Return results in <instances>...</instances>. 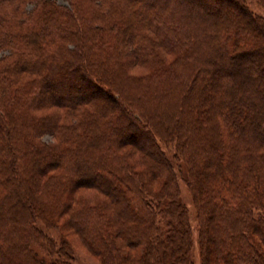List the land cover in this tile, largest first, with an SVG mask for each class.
Masks as SVG:
<instances>
[{"label":"trees","instance_id":"trees-1","mask_svg":"<svg viewBox=\"0 0 264 264\" xmlns=\"http://www.w3.org/2000/svg\"><path fill=\"white\" fill-rule=\"evenodd\" d=\"M218 1L0 0V264H195L180 180L202 264H264V17Z\"/></svg>","mask_w":264,"mask_h":264},{"label":"rangeland","instance_id":"rangeland-1","mask_svg":"<svg viewBox=\"0 0 264 264\" xmlns=\"http://www.w3.org/2000/svg\"><path fill=\"white\" fill-rule=\"evenodd\" d=\"M60 4L67 5V0H57ZM212 5H216L217 3H220L218 0H208ZM248 6L250 9L256 13L257 15L264 17V7L261 5V3L258 0H247ZM143 72V70H140ZM140 71H137L141 73ZM145 72V71H144ZM47 141H50L49 137L45 138ZM243 145V142L240 143ZM150 148V146L148 145ZM167 154L172 157L175 153V147L174 146H165L164 147ZM180 189H181V198L183 203L187 206L189 211V218H190V225L192 229V239H193V249H192V256L194 258L195 264H202V257H201V247L199 243L200 238V223L199 218L197 214L196 205L194 202L193 195L189 189V186L187 183L183 180H180ZM92 195V193H88V196ZM87 196V197H88ZM89 201L92 200V198H87ZM65 222V219L62 221V223ZM58 243H60L61 236H65L68 240L69 246L72 250L74 259L72 261L73 264H101V261L98 257L93 255L91 252H89L86 247L82 244L78 236L76 235L75 231H72L71 229L69 232H66L63 234V232L59 229H49L47 231Z\"/></svg>","mask_w":264,"mask_h":264}]
</instances>
